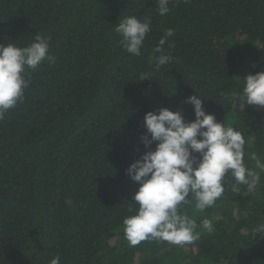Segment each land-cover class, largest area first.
<instances>
[{"label": "trees", "instance_id": "1", "mask_svg": "<svg viewBox=\"0 0 264 264\" xmlns=\"http://www.w3.org/2000/svg\"><path fill=\"white\" fill-rule=\"evenodd\" d=\"M0 0V44L51 35V66L29 71L23 103L0 121V264H264V173L255 190L229 173L214 206L181 211L213 221L193 244L145 240L131 246L123 219L139 185L125 170L144 154L143 118L160 108L194 121L189 96L206 114L241 131L264 159V108L244 105L242 80L264 72V0ZM151 19L142 55L118 47L124 17ZM164 29L175 61L148 62ZM150 73V80H138Z\"/></svg>", "mask_w": 264, "mask_h": 264}, {"label": "clouds", "instance_id": "2", "mask_svg": "<svg viewBox=\"0 0 264 264\" xmlns=\"http://www.w3.org/2000/svg\"><path fill=\"white\" fill-rule=\"evenodd\" d=\"M173 0H156L157 12L165 16L170 12ZM186 2V0H185ZM113 31L118 34V47L133 57L142 55L147 34L152 31L151 19H137L134 15L124 17ZM173 29H164L163 35L148 57L155 72L175 61L171 53L169 37ZM52 37L37 33L25 46L15 42L0 44V121L10 110L23 103L25 89L30 81L29 71L36 70L47 62L50 66L56 57L50 54ZM150 73H141L138 80H150ZM242 80L244 105L264 108V72L249 74ZM185 103L192 105L194 121L186 122L182 111L167 108L147 112L143 118L146 129L140 137L145 149L155 143V150L145 151L132 163L125 174L139 187L127 206L129 213L123 223L124 235L131 246L145 240H160L171 245L193 244L201 231L212 232L213 221L203 218L200 224L181 211L182 206L192 204L203 213L214 206L222 197L223 183L230 173L234 178V191L244 185L255 190L261 173H264V159L256 152L248 153L254 167L245 164L246 140L241 131L231 125L217 122L212 114H206L199 95L189 96ZM264 236V223L252 229V234ZM258 237V236H256ZM50 264H60L59 254L52 257Z\"/></svg>", "mask_w": 264, "mask_h": 264}]
</instances>
